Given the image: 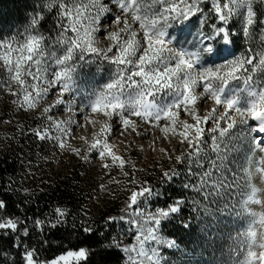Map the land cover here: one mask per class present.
Returning a JSON list of instances; mask_svg holds the SVG:
<instances>
[{
	"label": "snow or ice",
	"instance_id": "obj_1",
	"mask_svg": "<svg viewBox=\"0 0 264 264\" xmlns=\"http://www.w3.org/2000/svg\"><path fill=\"white\" fill-rule=\"evenodd\" d=\"M28 9L22 28L0 26V91L14 97L17 109L35 113L36 126L28 131L39 144L77 156L83 151L85 160L100 159L102 169L110 160L124 178L114 195L125 199L119 213L99 227L81 222L77 231L85 239L77 241L78 248L42 261L26 242L30 229L21 226L31 220L42 235L45 227L66 225L70 210L57 202L43 219H21L15 214L21 205L10 211L4 198L14 189L0 185L5 189L0 240L6 242L0 244V264H69L73 258L107 264L114 255L120 264H176L177 254L186 258L181 264H194L189 254L203 252L209 236L214 240L213 233L230 217L258 215L264 229V210L255 213L245 206L251 201L264 209V199H256L264 188L252 183L257 177L264 181V0H37ZM253 31L258 47L249 44L239 52L238 41H247ZM93 66L110 77L89 89L85 77ZM48 98L51 103H45ZM205 101L211 107L201 114ZM87 113L106 119L91 143L80 137L82 150L67 141L75 127H83L79 117L96 123ZM181 113L191 122L179 119ZM113 124L137 135L141 127L159 128L165 139L184 147L174 157L175 147L161 148L174 166L163 168L152 185L136 175L134 164L129 172L128 162L113 153L105 138ZM241 152L259 165L244 181L243 202L236 195ZM173 185L179 188L174 196ZM247 236L242 264H253L257 233L250 228ZM259 240V264H264V235Z\"/></svg>",
	"mask_w": 264,
	"mask_h": 264
},
{
	"label": "trees",
	"instance_id": "obj_2",
	"mask_svg": "<svg viewBox=\"0 0 264 264\" xmlns=\"http://www.w3.org/2000/svg\"><path fill=\"white\" fill-rule=\"evenodd\" d=\"M36 2L37 0H0V26L5 31L9 28H22L26 23L28 6ZM238 44L239 52L247 49L249 44L255 49L259 44V36L253 31L247 41L242 37ZM13 99L11 95L0 91V185L10 184L14 189L11 196L5 195L4 198L10 204V211H15L17 204L21 205V210L15 213L21 219L30 217L34 220L37 216L43 219L50 206L54 207L57 202L70 210L71 215L68 216L66 225H61L57 229L45 227L42 235L32 226L31 220L21 226L30 229L26 242L30 247H36L39 259L51 260L65 251L79 247L77 241L85 239L77 231L82 221L86 220L97 228L103 223L104 218L119 213L125 196L114 194L120 192L124 178L119 174L118 168L111 166L110 160L107 161L110 167L102 169L100 159L89 156L85 160L83 151L77 156L70 149H54L50 144H39L28 131L29 127L36 126L35 113L17 109L13 105ZM70 146L80 148L76 144ZM131 153L133 157L125 160L128 162L127 170L131 172V165L134 164L136 175L141 179L147 178L152 185L157 184L163 168L174 166L173 159L163 163H152L149 167L138 170L141 156L135 152ZM56 164H59L58 167ZM114 180H120L121 184L113 183ZM25 189L29 190L30 196L25 194ZM98 189L104 190L105 194L98 199L95 206H92L91 199ZM4 191V188H0V194ZM169 191L173 196L176 195L179 191L178 185H173ZM238 220L240 218L230 217L222 222L219 231L213 233L215 239L209 236L207 243L203 245L205 250L203 252L197 250L212 261L227 257V251L222 249L224 241L219 240L218 235L236 234ZM171 228L173 225H166V229ZM177 235L183 236L184 233L178 231ZM91 239L88 238V243H91ZM123 239L125 243L129 242L126 236ZM45 240L47 243H43ZM0 244L6 246L3 240H0ZM90 250H94V246ZM176 257L180 258L181 255L177 254ZM92 260H96L95 255ZM69 264H82V261L72 259ZM107 264H120V261L114 255Z\"/></svg>",
	"mask_w": 264,
	"mask_h": 264
},
{
	"label": "rangeland",
	"instance_id": "obj_3",
	"mask_svg": "<svg viewBox=\"0 0 264 264\" xmlns=\"http://www.w3.org/2000/svg\"><path fill=\"white\" fill-rule=\"evenodd\" d=\"M99 39V38H98ZM87 72V69H85ZM110 72L105 70L103 72L97 70L95 66L92 68V72L89 73L85 79L89 81L88 88H98L103 84L109 82ZM52 99L48 98L45 103H51ZM44 104H41L42 108ZM211 107L210 101H205L200 105L198 111L203 114L204 108ZM223 111V109H220ZM93 120L96 121L94 124L86 123L83 116L79 117V124L83 125V127H75L71 132L72 139L68 140L69 144H76L78 147L85 148L84 142L80 139V137H85L89 143L92 142L93 133H99L101 128V123L106 119L102 114H91L87 113ZM60 118V117H58ZM63 118H67V114H64ZM181 120H189V117H186L181 113L179 116ZM118 124V121L116 122ZM120 127H117L116 124H113L112 131L106 135V139L109 142V145L115 155L121 156L124 160L131 159L133 157L131 152H135L140 154L141 163L137 166L138 170L145 169L149 167L152 163H163L167 162L168 156L161 152V148H167L172 150L174 147L176 151L173 153V157L175 154H178L182 147L177 146V141L175 139H165V134L159 131V128H154L152 126L141 127L139 129V134L133 133L129 128L126 131H123ZM170 137V133L167 134ZM239 147V146H238ZM259 157H256V160L259 161ZM239 163L242 167L238 170L237 178L240 183V191L237 192V198L243 202L246 199L245 190L246 185L244 183L245 179L249 176V170L253 173L255 172V168L259 165L252 164L250 160H246L244 158V153L241 152L239 157ZM59 164H56L58 167ZM258 188H264V181H261L258 177L252 180ZM105 194L104 190L98 189L94 192V197L91 199V205L95 206L98 203V199ZM256 199H264V196L258 195ZM90 205V206H91ZM250 211L259 213L264 210L261 209L260 205L253 204L251 201L245 205ZM240 218L237 222V233L236 234H219L218 239L224 241V246L222 249L227 251V257L220 258L218 261H212L206 257H204L198 250L192 255L189 254V259L194 264H242V262L246 259L247 253L249 251V243L250 238L247 236V232L251 228L252 231L257 233V238L252 241L253 247L251 251L256 253V256L251 258L253 260V264H259V236L264 235V229L259 225V216L251 217L247 213H243L242 215L235 217ZM235 224V223H234ZM197 254V255H196ZM74 259V258H73ZM185 257H176V264H181V261L185 260ZM72 260V259H71Z\"/></svg>",
	"mask_w": 264,
	"mask_h": 264
}]
</instances>
